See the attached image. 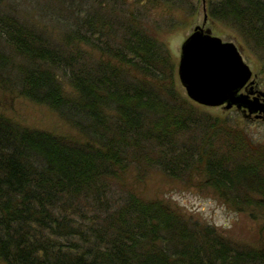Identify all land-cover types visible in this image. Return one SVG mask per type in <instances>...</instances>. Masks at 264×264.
I'll return each mask as SVG.
<instances>
[{"label": "trees", "instance_id": "1", "mask_svg": "<svg viewBox=\"0 0 264 264\" xmlns=\"http://www.w3.org/2000/svg\"><path fill=\"white\" fill-rule=\"evenodd\" d=\"M144 1L82 10L64 47L0 12V38L20 58L0 51V74L17 72L20 94L78 133L0 114V264H264V235L241 245L159 200L111 196L133 157L149 152L165 172H199L227 208L261 220L264 234V149L180 95L169 54L146 26L144 7L160 5ZM211 13L264 51V0H219Z\"/></svg>", "mask_w": 264, "mask_h": 264}, {"label": "rangeland", "instance_id": "2", "mask_svg": "<svg viewBox=\"0 0 264 264\" xmlns=\"http://www.w3.org/2000/svg\"><path fill=\"white\" fill-rule=\"evenodd\" d=\"M109 1L121 2V0H0V12L20 19L30 28H34V34L39 35L40 32L52 46L64 47L69 44V33H73L75 28H81V26L77 27L75 18L83 17L82 10L89 12L92 6H95L101 11L100 13H104L107 11L105 6H108ZM155 1L160 5L158 9L148 4L144 7L149 17L148 20L145 19L146 26L158 42L165 46L169 54L173 86L181 96L187 98L196 107L197 113L209 117L208 119L227 120V125L241 130L242 132L238 133L246 136L252 144L263 150V121L246 119L234 107L231 109H224L221 106L207 107L191 101L186 96L177 75L181 44L197 25L210 29L213 35L223 41H231L239 46L243 60L253 73L251 78L254 81L253 90L264 92L263 49L243 36L234 23L212 16V8L217 6L219 0H205L204 5L208 15L205 25H203V0ZM145 2L146 0L142 3ZM119 9L120 4L117 3L116 10ZM0 51L13 58L15 62H19L20 58L10 51L1 38ZM87 51L92 52V49L88 47ZM16 74L17 72L12 69L9 73L0 74V114L28 128L78 137V133L55 112L20 94L19 87L14 86V82L20 81H15L20 79ZM57 76L65 89H71L61 73H57ZM221 138L225 139V137ZM216 141L222 142L220 137ZM155 157L149 152L133 157L123 176L116 183L111 184V196L115 204L120 203L127 192H132L143 200H159L168 204L189 224L197 222L212 226L222 236L241 245L256 244L263 237L264 234L256 224L261 220H252L247 214L227 208L210 187L203 185L199 172L194 169L178 174L165 172L153 163ZM84 214L81 220L80 217L78 218V223H82L83 226L91 218L89 212Z\"/></svg>", "mask_w": 264, "mask_h": 264}, {"label": "water", "instance_id": "3", "mask_svg": "<svg viewBox=\"0 0 264 264\" xmlns=\"http://www.w3.org/2000/svg\"><path fill=\"white\" fill-rule=\"evenodd\" d=\"M204 2L203 25L207 20ZM177 75L191 101L207 107H234L244 118L254 114L264 119V92L253 90V73L239 46L223 41L210 29L197 25L184 39Z\"/></svg>", "mask_w": 264, "mask_h": 264}, {"label": "bare ground", "instance_id": "4", "mask_svg": "<svg viewBox=\"0 0 264 264\" xmlns=\"http://www.w3.org/2000/svg\"><path fill=\"white\" fill-rule=\"evenodd\" d=\"M254 95H256V93L254 94ZM251 97H252V95H251ZM196 103V102H195ZM198 104V103H197ZM200 105V104H199ZM240 112V111H239ZM241 113V112H240ZM242 114V113H241ZM254 114L251 116V118H248V119H253V120H264V119H261V118H258V119H256V118H254ZM247 119V118H246Z\"/></svg>", "mask_w": 264, "mask_h": 264}, {"label": "flooded vegetation", "instance_id": "5", "mask_svg": "<svg viewBox=\"0 0 264 264\" xmlns=\"http://www.w3.org/2000/svg\"><path fill=\"white\" fill-rule=\"evenodd\" d=\"M203 21H204V20H203ZM206 21H207V20H206ZM205 24H206V22H205ZM205 24H204V25H205ZM261 121H263V122H264V120H261Z\"/></svg>", "mask_w": 264, "mask_h": 264}]
</instances>
